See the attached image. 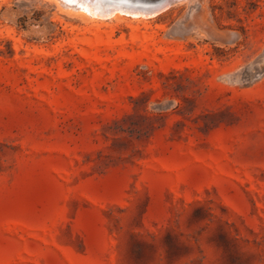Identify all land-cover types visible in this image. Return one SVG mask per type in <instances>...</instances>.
<instances>
[{"label":"rangeland","instance_id":"1","mask_svg":"<svg viewBox=\"0 0 264 264\" xmlns=\"http://www.w3.org/2000/svg\"><path fill=\"white\" fill-rule=\"evenodd\" d=\"M77 7L0 0V264H264V0Z\"/></svg>","mask_w":264,"mask_h":264},{"label":"bare ground","instance_id":"2","mask_svg":"<svg viewBox=\"0 0 264 264\" xmlns=\"http://www.w3.org/2000/svg\"><path fill=\"white\" fill-rule=\"evenodd\" d=\"M70 3H74L77 5V8L90 13L91 15L100 16V17H107L117 12L125 13L130 16H151L157 14V11L145 12L144 9H141L137 6L127 5L123 3H109L106 0H96V2H90L88 0H66Z\"/></svg>","mask_w":264,"mask_h":264},{"label":"water","instance_id":"3","mask_svg":"<svg viewBox=\"0 0 264 264\" xmlns=\"http://www.w3.org/2000/svg\"><path fill=\"white\" fill-rule=\"evenodd\" d=\"M90 2H96V0H88ZM180 0H153L152 3L146 6H137L141 9H144L145 12H151V11H157L159 13L160 11L164 10L165 8L179 2Z\"/></svg>","mask_w":264,"mask_h":264}]
</instances>
